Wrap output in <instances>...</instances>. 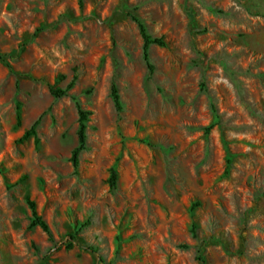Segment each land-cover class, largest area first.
<instances>
[{"label": "rangeland", "instance_id": "rangeland-1", "mask_svg": "<svg viewBox=\"0 0 264 264\" xmlns=\"http://www.w3.org/2000/svg\"><path fill=\"white\" fill-rule=\"evenodd\" d=\"M0 264H264V0H0Z\"/></svg>", "mask_w": 264, "mask_h": 264}, {"label": "trees", "instance_id": "trees-1", "mask_svg": "<svg viewBox=\"0 0 264 264\" xmlns=\"http://www.w3.org/2000/svg\"><path fill=\"white\" fill-rule=\"evenodd\" d=\"M133 19L136 22V25L138 27V31H139V34H140V37L142 40L141 55H142V58L145 62L146 67L150 70L152 67L149 63L148 49H149L150 45L154 44V45L161 46V45H163V42H162L160 37H151L146 32L143 23L136 18H133ZM71 84H72V80L69 82L67 87H70ZM48 90L55 97H59V96L64 94V92L62 90L53 89L51 87H48ZM111 97H112V100H113L115 107L118 108V96L116 94L114 87L111 88ZM86 114H87V111L82 110L80 107L77 106V115H78V125H77V130H76L77 141H76V145L70 151V156H69V160H70V163H71V166L73 167V169H76V167H77L78 154L80 153V151H82L85 148V139H86V136H85V119H86ZM35 124H36V121H34L30 125V127L23 132L20 139H24L28 135H33ZM115 179H116L115 171L113 169H110L109 176L107 179V183L109 184V186H111V187L114 186ZM27 205L30 209V215H31V219L29 221V226L38 225L41 228V230L46 234L47 238L51 239V232L49 230V227L46 224V222L36 214V212L34 210L33 202L30 200H27Z\"/></svg>", "mask_w": 264, "mask_h": 264}]
</instances>
